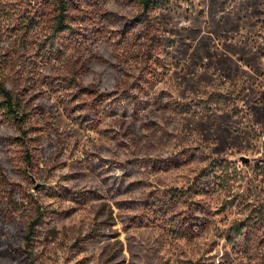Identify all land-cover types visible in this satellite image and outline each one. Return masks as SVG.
I'll list each match as a JSON object with an SVG mask.
<instances>
[{
  "label": "rangeland",
  "instance_id": "rangeland-1",
  "mask_svg": "<svg viewBox=\"0 0 264 264\" xmlns=\"http://www.w3.org/2000/svg\"><path fill=\"white\" fill-rule=\"evenodd\" d=\"M138 10L78 0L87 47L51 38L42 0H0V77L46 103L25 143L0 109V264H264V0H168L124 29Z\"/></svg>",
  "mask_w": 264,
  "mask_h": 264
},
{
  "label": "trees",
  "instance_id": "trees-1",
  "mask_svg": "<svg viewBox=\"0 0 264 264\" xmlns=\"http://www.w3.org/2000/svg\"><path fill=\"white\" fill-rule=\"evenodd\" d=\"M47 6L51 8L54 16V23L52 26L51 38H58L66 33L73 32L77 35L80 44L87 45V47H91L97 45V39L95 38L96 32H100L102 27L99 29L91 28L93 30V35H89V30L85 26L83 27H74L73 25V12L72 9L77 7L78 0H42ZM92 1V0H88ZM97 1V0H96ZM168 0H132L138 7V13L136 16L129 22H125L124 29L136 28L141 26L148 30L152 25V13L162 6ZM97 3V2H96ZM85 17V16H84ZM152 41H154V36H151ZM146 54L151 58L152 52H150V47L146 50ZM81 78L83 77L86 81L88 78L92 83L99 84L100 78L98 77L97 72L92 68L91 62L83 64L81 67ZM91 75V76H90ZM95 76L97 78H95ZM96 87V86H95ZM94 89L93 86H89L87 91H92ZM103 98H106L104 95ZM36 101V96L33 98ZM31 107L32 112H36L37 114H43L45 112L46 103L44 101L33 102ZM22 99L19 98L17 94H15L11 88H9L6 82L0 77V109L6 114V116L16 125L17 129L21 131V136L19 138L22 142L24 141V136L28 134V128L25 126L28 121V116L32 114L30 110L23 107ZM35 154L33 152L27 151L24 155V162L26 163L27 172H29L32 168L36 167V159ZM43 215L41 212H38L36 217L29 222L27 225V229L23 232L22 238L24 239L23 244H25V248L23 252H26L27 260H31L32 252L26 248V246L30 243L32 234L35 230L37 224L43 221ZM21 256L20 258H23Z\"/></svg>",
  "mask_w": 264,
  "mask_h": 264
},
{
  "label": "water",
  "instance_id": "water-1",
  "mask_svg": "<svg viewBox=\"0 0 264 264\" xmlns=\"http://www.w3.org/2000/svg\"><path fill=\"white\" fill-rule=\"evenodd\" d=\"M241 158H242V160H244V161H248V160H249L248 156H246V155H242Z\"/></svg>",
  "mask_w": 264,
  "mask_h": 264
}]
</instances>
